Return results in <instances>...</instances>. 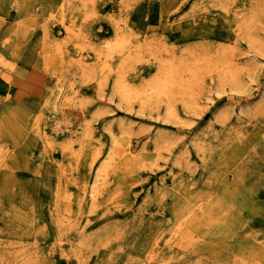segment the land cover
I'll list each match as a JSON object with an SVG mask.
<instances>
[{
	"label": "rangeland",
	"instance_id": "374dc122",
	"mask_svg": "<svg viewBox=\"0 0 264 264\" xmlns=\"http://www.w3.org/2000/svg\"><path fill=\"white\" fill-rule=\"evenodd\" d=\"M0 148V264H214L180 201L225 189L263 256L264 0H0Z\"/></svg>",
	"mask_w": 264,
	"mask_h": 264
},
{
	"label": "bare ground",
	"instance_id": "6f19581e",
	"mask_svg": "<svg viewBox=\"0 0 264 264\" xmlns=\"http://www.w3.org/2000/svg\"><path fill=\"white\" fill-rule=\"evenodd\" d=\"M14 27H18V25H14ZM68 25H65L66 33H68L69 30ZM26 35V34H25ZM4 38H7V36L4 34ZM13 38L10 40L9 48L14 49L12 46V43L14 41ZM8 40V38H7ZM107 42V40H104ZM109 43H106V46L108 47ZM121 42L112 43L114 47H117L120 45ZM105 46V45H104ZM119 48V47H117ZM122 79V78H121ZM157 81L159 79L157 78ZM120 86V78L117 80V87ZM126 86V85H125ZM128 86V85H127ZM126 91H123L124 93ZM124 94H122L123 96ZM126 97V96H125ZM124 97V98H125ZM173 107L167 106L166 114L169 116L173 115L172 111ZM90 131V128H86V134ZM85 136L87 137V135ZM130 140L125 138L123 142H119V140H114L113 143V149L110 152V154L105 158V160L102 161L100 169L97 170L95 174L96 181L93 185V191L91 190V195L93 198L96 197L97 193V184H100L102 186H107V172L111 169H121L123 167H126L130 163V154H131V148L129 147ZM120 148V149H118ZM204 153V150H203ZM122 155L124 158L123 160L119 161L120 158L117 157ZM0 157L5 159V155L3 154V150L0 148ZM0 158V161L3 159ZM112 166V168L110 167ZM61 171L59 170L58 175V183L61 182ZM14 179V174L10 176V179ZM9 174L6 173L4 175L3 180L8 181ZM66 184V185H65ZM99 185V186H100ZM59 187L65 188L67 187V181L61 182ZM230 189L235 190L234 187L229 185ZM225 192H221L216 198L212 199L211 196L209 197V201H207V197L204 198V203L200 204L196 208L193 207V205L190 207L187 205V203L190 202V198L187 199V196L180 201V210L185 211V213H188V210L191 209L190 213L188 214L187 218H185L182 223L189 222L190 226L186 227L182 234L181 238L178 236V243H180L179 249L184 248V251H187L189 255H195L198 257L199 253H203L204 256L210 255L215 259L214 264H264V255L262 256L261 253L258 250L253 249V245L256 243V239H252V237L249 234L246 235H239L241 231H243V226L246 228L244 231L249 230V224L250 219L254 216H257L256 214L252 212L245 211V209H248L246 205L243 204V202H235L234 205H231L230 208H228V200H230V195H232L234 192L225 189ZM200 200H198L199 202ZM207 201V202H206ZM242 203V204H241ZM254 206L256 207L257 202L253 201ZM177 210V209H176ZM252 216H250V215ZM214 216V217H213ZM222 219L225 220V223H229L228 225L220 226L218 230L214 233L216 235L211 234L210 239L207 238L205 234V230L209 231L210 227H207L209 219ZM241 219L240 221L236 222V219ZM193 219V220H192ZM211 222V221H210ZM209 222V223H210ZM191 226L196 227V232L199 230L198 234H195L194 231L190 228ZM242 229V230H240ZM234 231H238V233H233ZM210 235V232H206ZM243 233V232H242ZM207 235V236H209ZM198 236V238H196ZM261 235L257 233V237H260ZM203 237H206L205 239H201ZM193 243V245L189 244ZM183 251V252H184ZM226 257H229V261L226 262L224 259ZM182 258V257H181ZM222 258V259H221ZM182 264H200L199 261L195 259L193 256L185 255L183 259Z\"/></svg>",
	"mask_w": 264,
	"mask_h": 264
}]
</instances>
